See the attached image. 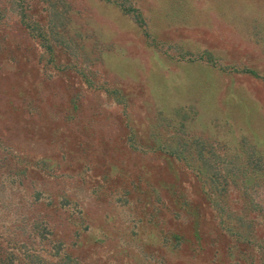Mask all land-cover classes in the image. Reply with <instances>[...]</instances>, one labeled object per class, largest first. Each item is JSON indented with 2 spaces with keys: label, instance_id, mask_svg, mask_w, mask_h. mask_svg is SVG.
<instances>
[{
  "label": "rangeland",
  "instance_id": "374dc122",
  "mask_svg": "<svg viewBox=\"0 0 264 264\" xmlns=\"http://www.w3.org/2000/svg\"><path fill=\"white\" fill-rule=\"evenodd\" d=\"M0 264H264V0H0Z\"/></svg>",
  "mask_w": 264,
  "mask_h": 264
}]
</instances>
